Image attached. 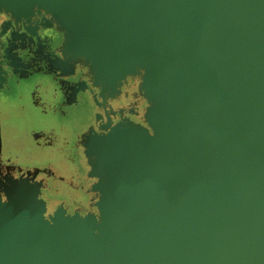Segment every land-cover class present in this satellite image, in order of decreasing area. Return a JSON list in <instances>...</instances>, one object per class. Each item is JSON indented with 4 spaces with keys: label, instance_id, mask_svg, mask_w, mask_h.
<instances>
[{
    "label": "water",
    "instance_id": "1",
    "mask_svg": "<svg viewBox=\"0 0 264 264\" xmlns=\"http://www.w3.org/2000/svg\"><path fill=\"white\" fill-rule=\"evenodd\" d=\"M36 12L103 103L137 77L145 106L81 137L93 210L0 176V264H264V0H0Z\"/></svg>",
    "mask_w": 264,
    "mask_h": 264
},
{
    "label": "flooded vegetation",
    "instance_id": "2",
    "mask_svg": "<svg viewBox=\"0 0 264 264\" xmlns=\"http://www.w3.org/2000/svg\"><path fill=\"white\" fill-rule=\"evenodd\" d=\"M61 40L44 13L17 19L0 14V71L6 77L0 84V176L10 173L42 180V194L53 195L69 212L84 213L93 209L94 193L81 137L90 129L98 130L106 121L105 111L113 120L120 110L137 120L145 103L136 78H128L115 99L103 103L98 90L82 75L83 70L63 63L57 50ZM74 85L76 89L71 91ZM69 91L74 95L69 96ZM83 91L92 111L87 115L89 122L79 131L60 120L68 112L54 107L47 110L41 103H54L64 94L81 109L79 96ZM67 100L61 99L59 104ZM97 114L102 117L96 120Z\"/></svg>",
    "mask_w": 264,
    "mask_h": 264
},
{
    "label": "rangeland",
    "instance_id": "3",
    "mask_svg": "<svg viewBox=\"0 0 264 264\" xmlns=\"http://www.w3.org/2000/svg\"><path fill=\"white\" fill-rule=\"evenodd\" d=\"M58 85H60V84L58 83ZM74 89H76V85L72 86L71 91ZM71 91H69V94H68L69 96L74 95V93L70 94ZM58 97H59L58 99L54 100V103L53 102L45 103V102L41 101L42 106L45 104L43 108L46 107V109L49 110V109L54 107L55 110H57V111L64 110V111L68 112L64 116V118H60V120L63 123H67V125L70 124L71 126H74L76 131H79L80 129H82L89 122V118L87 115L92 111V108L89 104V98L86 96L85 92L84 91L80 92V96H79V98L81 99L80 100V104L82 106L81 109H79L80 107L77 108L75 104H71L69 102V100H67V95L65 96L63 94V96H62L61 94H59ZM65 97H66V99H65ZM61 99H64L67 101H65V102L63 101L61 104H59ZM44 115L48 116L49 114H44ZM41 126L43 127V125H41ZM43 195L45 196V198L49 202V204H48L49 209L53 208L54 205L58 201L56 199V197H54L53 195L47 194V193L46 194L44 193ZM94 197H95V195H94Z\"/></svg>",
    "mask_w": 264,
    "mask_h": 264
},
{
    "label": "crops",
    "instance_id": "4",
    "mask_svg": "<svg viewBox=\"0 0 264 264\" xmlns=\"http://www.w3.org/2000/svg\"><path fill=\"white\" fill-rule=\"evenodd\" d=\"M128 78H129V77H128ZM128 78H127V79H128ZM131 79H132V78H131ZM136 80H137V88H138V78H137V77H136ZM138 92H139V91H138ZM139 94H140V92H139ZM140 95H141V94H140ZM143 100H144V99H143ZM144 103H145V101H144ZM144 106H145V104H144ZM144 106H143L142 110L144 109ZM141 112H142V111H141ZM141 112H140V117H139V119L141 118V114H142ZM139 119H137V120H139ZM92 193H93V192H92ZM94 195H95V194H94Z\"/></svg>",
    "mask_w": 264,
    "mask_h": 264
},
{
    "label": "clouds",
    "instance_id": "5",
    "mask_svg": "<svg viewBox=\"0 0 264 264\" xmlns=\"http://www.w3.org/2000/svg\"><path fill=\"white\" fill-rule=\"evenodd\" d=\"M4 201L7 202V195L5 194Z\"/></svg>",
    "mask_w": 264,
    "mask_h": 264
}]
</instances>
